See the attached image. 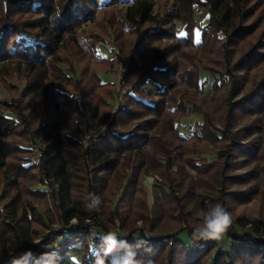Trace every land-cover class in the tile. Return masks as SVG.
Wrapping results in <instances>:
<instances>
[{"label": "trees", "instance_id": "trees-1", "mask_svg": "<svg viewBox=\"0 0 264 264\" xmlns=\"http://www.w3.org/2000/svg\"><path fill=\"white\" fill-rule=\"evenodd\" d=\"M106 10L114 60L97 58L102 36L78 33ZM70 56L81 84L57 68ZM117 64L128 92L116 105L100 73ZM202 71L214 77L209 97ZM0 88V264L27 252V264H97L108 233L145 264H264V0H0ZM195 114L190 137L172 132ZM152 175L179 194L149 193ZM254 202L260 218L237 212ZM216 203L232 215L230 248L183 238Z\"/></svg>", "mask_w": 264, "mask_h": 264}, {"label": "rangeland", "instance_id": "rangeland-1", "mask_svg": "<svg viewBox=\"0 0 264 264\" xmlns=\"http://www.w3.org/2000/svg\"><path fill=\"white\" fill-rule=\"evenodd\" d=\"M108 0H98V3L100 5H104ZM116 16L120 17L124 14V11L121 7H116L115 11ZM97 19H99L101 21V26L99 25V23L96 24L95 23H91L89 25H86L85 28H82L79 30L78 33H90L95 32L97 34H99L100 36L103 37V39L99 40L96 44L95 47V52L97 55V58L99 60H114L116 59L117 56V46L115 43V33H114V29H113V24L112 22H115V16L114 13L110 10H106V11H100L97 13L96 17ZM112 21V22H111ZM206 21H203V23H205ZM96 24V25H95ZM94 25V26H93ZM200 35L201 32L200 30L197 31V41H199L200 39ZM68 38V37H66ZM195 49H191L190 51L193 52ZM196 51V50H195ZM68 54V52L66 53ZM237 59V58H236ZM16 66V65H14ZM73 66V67H72ZM57 68L59 69V71L63 72L64 74H68L70 75L74 82H76L77 84H81L80 81V74H81V68L78 67V65H76L75 60L72 56H70L69 62H61L57 64ZM116 72H113L112 70L109 69V67L105 68L102 73H100V77H102V79L106 82V83H113L114 87H115V95H114V99H112V102H114V104L116 103V105L122 101L123 97L127 94L128 92V88L122 87L121 83H120V76L122 73V67L121 65H116ZM22 73L26 74L27 70H23ZM38 75V73L34 74V76H32V78H29L25 81L26 83H32L36 76ZM252 79H256L259 80L262 77V70H256L252 73ZM208 78L209 79V84L206 86V90H205V95L206 96H210L212 93V82L214 81V77L204 71H202V79ZM25 84L21 85L20 90H19V94L20 96L23 94L24 91V86ZM148 86L154 87L156 88L155 85L153 84H149ZM251 86V82L248 83L246 85V90H248ZM129 90H131V88H129ZM0 97L2 98H7V95L5 94V92L0 88ZM223 99V98H221ZM188 111L190 112L193 109V105L188 104ZM226 116H228L226 114ZM217 119V118H216ZM203 121V116L200 114H195L189 118H186L182 121H180L178 123V125H176L175 127L172 128V132L173 133H182L183 135H185L186 137H190L193 134V131L196 129V125L198 123H202ZM222 120H218L217 122V127L220 128L221 130L224 128V124L221 123ZM249 119L248 118H244L240 125L236 126V127H231V131L237 133L238 129L240 127L246 126L249 123ZM226 122V121H225ZM221 135V133L219 134ZM222 136V135H221ZM225 141V140H224ZM214 151L216 153H218L219 148L217 147H213ZM209 161H214L218 159V155L217 154H211V155H206L205 156ZM248 170V168L243 169L238 171V173H243L246 172ZM154 179V182H153ZM152 184V185H151ZM146 186L148 188V191L150 193L151 187L155 186L156 189H158L159 191L162 189L164 190L168 195L170 196H176L179 193L171 188L166 181L163 180L162 177L158 176V175H152L150 177H148L146 179ZM261 206L257 203L254 202L253 204L245 207V208H240L237 212L238 213H242L244 212L245 214L251 216L252 218H260L261 217ZM203 214L204 213H198L195 217V220L191 219L187 221V227H189V231L188 232H184L182 233V237L185 238L186 235H190V237L192 238V232H193V226L195 224H197L200 220H202L203 218ZM104 224H107V221L104 222ZM137 226L138 227H144L143 223L141 221L137 222ZM114 231L115 233L119 234L121 233V231H119L117 226H114ZM250 231L252 232V229L249 227V229L247 230V232ZM253 233V232H252ZM98 235H101V232L99 231H94L92 237H97ZM92 240V238H91ZM219 243V246L222 248H226L229 249L230 248V242L229 240L223 236L222 239L217 241ZM82 259L80 257H78V262L81 263Z\"/></svg>", "mask_w": 264, "mask_h": 264}, {"label": "clouds", "instance_id": "clouds-1", "mask_svg": "<svg viewBox=\"0 0 264 264\" xmlns=\"http://www.w3.org/2000/svg\"><path fill=\"white\" fill-rule=\"evenodd\" d=\"M92 203L86 204L85 208L88 211L98 210L101 204L99 196L90 195ZM233 219L231 213L220 203L213 204L208 207L203 214L202 220L193 226V240H220L223 235L232 226ZM102 256L107 259H98L97 264H145L138 258L133 246L123 238H119L113 233H108L99 238ZM32 253L27 252L19 259L13 261V264H27L31 259ZM148 264H151L149 261Z\"/></svg>", "mask_w": 264, "mask_h": 264}, {"label": "water", "instance_id": "water-1", "mask_svg": "<svg viewBox=\"0 0 264 264\" xmlns=\"http://www.w3.org/2000/svg\"><path fill=\"white\" fill-rule=\"evenodd\" d=\"M245 235H246L247 237H250V238L256 240V241H260V240H261L260 237L256 236L254 233H252V232H250V231L246 232Z\"/></svg>", "mask_w": 264, "mask_h": 264}, {"label": "built area", "instance_id": "built-area-1", "mask_svg": "<svg viewBox=\"0 0 264 264\" xmlns=\"http://www.w3.org/2000/svg\"><path fill=\"white\" fill-rule=\"evenodd\" d=\"M153 182H154V179H153Z\"/></svg>", "mask_w": 264, "mask_h": 264}]
</instances>
